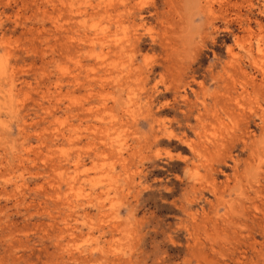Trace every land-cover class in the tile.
I'll return each instance as SVG.
<instances>
[{"label": "rangeland", "instance_id": "obj_1", "mask_svg": "<svg viewBox=\"0 0 264 264\" xmlns=\"http://www.w3.org/2000/svg\"><path fill=\"white\" fill-rule=\"evenodd\" d=\"M259 47L264 0H0V264H264Z\"/></svg>", "mask_w": 264, "mask_h": 264}, {"label": "bare ground", "instance_id": "obj_2", "mask_svg": "<svg viewBox=\"0 0 264 264\" xmlns=\"http://www.w3.org/2000/svg\"><path fill=\"white\" fill-rule=\"evenodd\" d=\"M88 37H90V36H88ZM119 43V42H118ZM249 50V49H248ZM104 52V51H103ZM116 52V51H115ZM258 53H260V57H262V58H264V52H263V49L262 48H260L259 47V52ZM253 58V57H252ZM258 59H259V57H258ZM257 58L255 59V57H254V59L253 60H255L256 62L255 63H258V64H260V65H262V63H263V61L261 62V61H259ZM253 62V61H252ZM258 64H256L257 66H258ZM259 65V67L261 68V66ZM263 66H264V64H263ZM262 66V67H263ZM109 79V78H108ZM246 89H244V91H245ZM48 96V95H47ZM239 104V103H238ZM54 105V104H53ZM130 106H128V108H129ZM48 108V107H47ZM75 110V109H74ZM90 110V109H89ZM41 116V115H40ZM104 117V116H103ZM110 129V128H109ZM64 132V131H63ZM56 133V132H55ZM73 133V132H72ZM54 134V133H53ZM64 134V133H63ZM62 135V134H61ZM72 138V137H71ZM214 142V141H213ZM104 144V143H103ZM214 144H216L217 145V143L216 142H214ZM218 144H219V142H218ZM223 144V143H222ZM215 146V145H214ZM79 162V161H78ZM55 164V163H54ZM57 164V166H59L58 165V162L56 163ZM53 165V164H52ZM64 165V164H63ZM55 167V166H54ZM59 168H60V166H59ZM63 178V177H62ZM64 179V178H63ZM64 200V199H63ZM73 204V203H72ZM102 204V203H101ZM71 205V204H70ZM101 206V208L102 207H104L105 206V204H102V205H100ZM70 207V206H69ZM65 228V227H64ZM63 231V230H62ZM72 233H73V231H72ZM71 233V234H72ZM74 233H75V231H74Z\"/></svg>", "mask_w": 264, "mask_h": 264}]
</instances>
